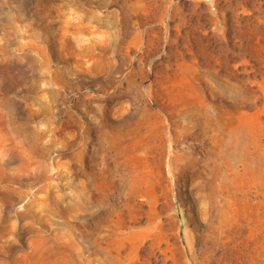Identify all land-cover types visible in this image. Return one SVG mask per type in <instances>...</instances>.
Here are the masks:
<instances>
[{
  "label": "rangeland",
  "instance_id": "rangeland-1",
  "mask_svg": "<svg viewBox=\"0 0 264 264\" xmlns=\"http://www.w3.org/2000/svg\"><path fill=\"white\" fill-rule=\"evenodd\" d=\"M170 142L225 173L220 237L190 178L139 234ZM169 258L264 264V0H0V264Z\"/></svg>",
  "mask_w": 264,
  "mask_h": 264
},
{
  "label": "bare ground",
  "instance_id": "bare-ground-1",
  "mask_svg": "<svg viewBox=\"0 0 264 264\" xmlns=\"http://www.w3.org/2000/svg\"><path fill=\"white\" fill-rule=\"evenodd\" d=\"M164 149H165V153H164L162 160H161V166H162L163 173H164L163 184L162 183L158 184L157 181H154L153 179H150V178H148V179L144 178L145 180L142 181L144 183V186H143L142 183L138 184L137 181L132 177H130V179L127 181V184H126L128 186L129 198H128V200L127 199H125V200L128 201V205L132 202V199H134L136 197H141L139 204L140 205H147L149 208V211L153 212V213H151V214H153V217L149 218L147 220V222H148L146 224L147 226H145L144 228H141V230L138 231V232H140L139 234H141V232H149L150 228L154 227L155 230H157V235L159 236V239H163L164 242L167 243L165 234L163 232V220H162L163 212H162L161 208L159 207V201H160L161 195L159 196L157 194V192H155L154 189H155L156 185H159L160 187H158V188H161L162 190H163V188L166 189V196L164 197L165 198L164 200H167V202H171L175 196V193H176L175 191H176L177 187H179L180 182L183 180L186 181V180H188V178H190V179H192V181L195 180L196 184L199 186L200 198H202L201 201L203 200L202 203L204 204V202H205L207 205H209L208 211H209L210 219H209V222L207 224H208L209 229L211 230V233L215 237H218L219 236L218 235L219 229L225 223V219L228 215L227 208H229V207H226V208L221 207V209H218V211H214V208L217 205V202L219 201L217 199H218V193L220 191V188L222 187L223 184H229V182L228 183L223 182V180H222V176L225 173H223V174L220 173L219 174L220 177H216L215 182L209 183V178H208V173H207L208 164L206 163V159L198 157L196 155L195 151H193V152L191 151L189 154H186L185 152H183L177 148L176 143L170 142L169 144H167V146ZM233 156H234L232 158L233 163H227V166L229 168H235V162H236V160L238 161V159H239V154L233 153ZM226 180H227V178H226ZM125 189H126V186H125ZM156 190H157V188H156ZM164 202H166V201H164ZM220 202H223V201H220ZM174 203H176V202L174 201ZM165 207H163V208H165ZM170 207L171 206H169V208ZM141 209H139V210H141ZM202 209H204V208H202ZM205 209H207V208H205ZM216 222H217V224H216ZM132 223H133L132 221L127 220L126 232H125L126 238L128 239L130 244L133 243V238L136 236V233H138L135 230H133ZM159 239H158V241H159ZM131 249H132V247H131ZM171 262H172V260H171ZM172 264H174V263L172 262Z\"/></svg>",
  "mask_w": 264,
  "mask_h": 264
}]
</instances>
